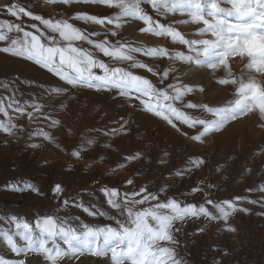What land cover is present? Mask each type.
Returning a JSON list of instances; mask_svg holds the SVG:
<instances>
[{
    "label": "rangeland",
    "instance_id": "374dc122",
    "mask_svg": "<svg viewBox=\"0 0 264 264\" xmlns=\"http://www.w3.org/2000/svg\"><path fill=\"white\" fill-rule=\"evenodd\" d=\"M11 2L0 0V7ZM19 3L45 17L69 19L77 11L99 16L114 14V10L105 6L77 3L76 0L69 5L50 3L49 0H19ZM160 19L166 22L163 17ZM167 19H187V16L176 14L173 17L170 13ZM5 20L21 22L8 15L6 9L0 11V23ZM31 23L24 18L26 29ZM75 23L101 36L106 31L105 26ZM142 26V22L130 21L123 26L121 34L137 45L184 50L183 46L174 45L170 38L141 33L139 29ZM179 27L188 38H198L192 35L195 25ZM2 46L4 43L0 42ZM137 56L160 67L167 64L166 58ZM102 58L108 61V58ZM232 64L235 74L249 73L246 61L236 58ZM174 67V75H180V82L195 89L186 99L221 107L236 97L235 86L218 83L224 75L222 68L213 72L182 61L174 62ZM132 71L150 76L144 70ZM150 78L154 83L157 80ZM61 86L66 88V92L56 96L51 89ZM12 89L22 105H45L43 111L51 119L39 117L29 121L26 116L21 117L15 122L22 128L14 135L0 132V216H17L32 223L34 228L35 220L44 216L71 218L75 226L82 223L115 225L112 217H121L108 205L102 191L104 188H117L121 194L141 187H147L151 192L162 189L161 201L174 197L197 204L204 203L206 199L218 203L239 196L243 199L234 201L238 210L230 216L227 224L203 217L183 224L176 233L179 241L177 254L184 264H264V191L259 190L264 188V117L258 109L230 121L221 131L204 137L201 143L189 138L196 129L186 126H181L179 131L173 129L145 111L139 101H128L115 90L96 92L87 88H71L33 61L0 52V97H7ZM187 111L200 118H211V114L206 112ZM2 119L6 118L0 114ZM52 120H59V125L53 126ZM121 124L124 125L122 130ZM112 128L118 129L116 135L104 134ZM41 131L49 133L53 139L46 140L36 135ZM183 132L188 135H183ZM93 137L95 144L87 145L85 141ZM33 144L39 146L33 148ZM74 150H81V158L71 154ZM136 153H140L139 159H126ZM201 158L204 162L198 168L191 163ZM130 178L134 185L126 183ZM28 184L37 191L14 190ZM57 184L64 190L62 195L53 191ZM208 185L214 187L209 189ZM195 187H202L204 191L193 193ZM205 192L209 193L207 197ZM64 199L69 201L68 207L62 206ZM77 203L105 215L89 216L75 206ZM207 206L214 211L210 205ZM229 226L235 231H228ZM0 228L14 231V224L0 220ZM17 242L23 244L18 237ZM0 257L8 258L13 264L16 259L25 258L16 257L2 237ZM25 259L26 264H46L39 253H29ZM62 264H108V258L84 252L77 257H66Z\"/></svg>",
    "mask_w": 264,
    "mask_h": 264
},
{
    "label": "snow or ice",
    "instance_id": "6c2138e0",
    "mask_svg": "<svg viewBox=\"0 0 264 264\" xmlns=\"http://www.w3.org/2000/svg\"><path fill=\"white\" fill-rule=\"evenodd\" d=\"M50 3L69 5L73 0H49ZM77 3L105 6L114 14L99 16L88 11H77L69 19L45 17L38 14L19 0L0 7L20 23H0V52L33 61L49 73L58 77L71 88H87L96 92L117 91L128 101L137 100L142 108L162 119L173 129L181 126L196 129L189 137L203 143L209 134L221 131L230 122L258 109L264 117V0H76ZM147 6V7H146ZM187 16V19L168 20V15ZM32 23L26 29L24 18ZM161 17L166 22H161ZM76 21L85 25L105 26L103 36L77 26ZM130 21L142 22L141 33L170 38L172 43L183 46L184 50L170 51L166 47L137 45L125 39L121 30ZM195 25L188 38L180 30V25ZM111 26V27H108ZM94 37H99L94 38ZM111 37V39L109 38ZM144 57L166 58L165 67L146 63L138 59ZM102 57L108 58V61ZM236 58L246 61L248 74L233 72ZM185 62L206 67L213 72L223 69L224 75L218 79L220 85L235 86L236 97L221 107H210L186 99L195 91L183 85L180 75H174V62ZM132 69L146 71L150 76L137 74ZM150 77L157 78L154 83ZM159 85V86H158ZM10 88L9 85H3ZM51 91L59 96L66 92L65 87ZM200 91H203L201 88ZM179 102V105L177 104ZM45 105L33 103L22 105L12 89L7 97H0V132L14 135L22 126L16 120L27 117L33 121L39 117L51 119L44 111ZM31 109V111H29ZM198 110L211 114V118H200L187 111ZM59 120H52L53 126ZM124 125L121 124V130ZM118 129L112 128L105 135H116ZM183 135H188L183 132ZM46 140L53 137L47 132H39ZM87 145L95 144V138H88ZM39 145L33 144L35 148ZM81 158V150L71 153ZM140 158V153L127 157V160ZM203 159L192 160L199 167ZM191 171V169H188ZM180 175V173H177ZM134 185L133 179L126 181ZM209 189L214 187L208 185ZM37 191L32 185L14 190ZM264 191V188L259 189ZM53 191L62 195L63 188L57 184ZM108 205L116 210L121 218L112 217L115 225L90 226L86 223L75 226L71 218L44 216L32 223L17 216H0L12 229L0 228V237L16 257H27L29 253L42 254L46 264H62L66 257H77L88 252L93 256L108 258V264H184L178 256L176 247L179 241L176 233L189 220L207 218L210 221L222 220L228 223L230 216L238 210L234 200L215 202L206 199L204 203L183 202L178 198L160 200V191L151 192L147 187L126 191L117 188L102 189ZM202 187L192 189L193 193L203 192ZM205 197L209 193H204ZM256 203V201H251ZM68 207L69 201H61ZM210 205L214 211L207 206ZM89 216H104L105 213L77 203ZM247 211V209H239ZM79 220V217H76ZM38 230V231H37ZM228 231L234 232L232 227ZM203 231V229H200ZM17 237L23 244L17 242ZM65 245L66 247H62ZM15 260V264H26V259ZM0 264H13L6 257H0Z\"/></svg>",
    "mask_w": 264,
    "mask_h": 264
},
{
    "label": "bare ground",
    "instance_id": "6f19581e",
    "mask_svg": "<svg viewBox=\"0 0 264 264\" xmlns=\"http://www.w3.org/2000/svg\"><path fill=\"white\" fill-rule=\"evenodd\" d=\"M216 251V250H215Z\"/></svg>",
    "mask_w": 264,
    "mask_h": 264
}]
</instances>
